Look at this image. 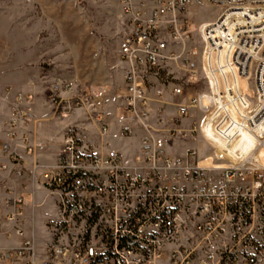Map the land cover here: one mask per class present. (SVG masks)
Returning <instances> with one entry per match:
<instances>
[{
	"label": "built area",
	"instance_id": "built-area-1",
	"mask_svg": "<svg viewBox=\"0 0 264 264\" xmlns=\"http://www.w3.org/2000/svg\"><path fill=\"white\" fill-rule=\"evenodd\" d=\"M122 3L129 30L119 43L126 63L121 102L125 118L142 135L139 150L133 156L119 152L108 139L106 114L83 95L74 104L92 109L88 114L98 126L99 143L90 144L72 127L57 159L48 162L46 143L34 140L30 128L34 94L18 93L8 111L0 103V129L7 138L0 147L7 159L0 162V176L14 167L15 178L27 175L56 197V218L46 225L49 239L42 249L21 228L25 197H6L11 211L4 220L22 242L0 246V264H264V0ZM200 3L222 7L217 20L202 29V52L188 45L189 10ZM174 67L188 72V83L204 73L213 107L206 130L203 121L184 127L192 110L207 111L204 93L189 95L188 103L169 115L167 95L181 96L183 88L147 82L151 74ZM226 70L242 80L253 76L256 102H250L247 89L234 91L219 79L212 83ZM62 91V85H52L49 98L67 118L69 109L59 110ZM211 126L227 146L246 137L245 151L218 159ZM176 136L182 143L202 138L209 155L203 157L195 146L172 145ZM25 157L33 159L30 167Z\"/></svg>",
	"mask_w": 264,
	"mask_h": 264
},
{
	"label": "rangeland",
	"instance_id": "rangeland-1",
	"mask_svg": "<svg viewBox=\"0 0 264 264\" xmlns=\"http://www.w3.org/2000/svg\"><path fill=\"white\" fill-rule=\"evenodd\" d=\"M221 13L222 7L216 5L200 3L192 7L188 17L191 33L188 45L202 52V29L207 23L215 22ZM128 30L122 0H0V103L3 110H9L10 102L18 93L30 92L35 96V121L41 119L55 124L61 136L72 127H78L85 141L98 144V126L88 114L92 109L74 104L77 97L88 95L96 109L106 114L108 139L114 147L120 148L122 137L135 138L139 130L133 121L125 118L121 102L126 63L120 60L119 43ZM188 76L185 69L174 67L167 72L151 74L147 82L168 90L180 86L188 97L204 93L202 104L207 111L192 110L184 127L200 125L203 121L202 127L206 130L213 112L209 85L202 71L197 83H188ZM218 79L229 83L234 91L237 87L247 89L250 102L257 101L252 75L242 80L226 70L217 72L212 83L219 82ZM54 84L63 87L61 95L65 100L59 110L69 109L67 118L56 113L50 101V89ZM249 105L247 101L240 110L246 112ZM170 110L167 112L172 115ZM228 110L236 114L233 107ZM212 129L211 126L217 157L231 158L237 151H245L246 137L227 146ZM174 138L172 145L195 146L203 157L209 155L210 146L200 137L186 143L178 136ZM55 204L56 197L51 195L44 206L35 209V239L47 238L46 224L56 218Z\"/></svg>",
	"mask_w": 264,
	"mask_h": 264
},
{
	"label": "crops",
	"instance_id": "crops-1",
	"mask_svg": "<svg viewBox=\"0 0 264 264\" xmlns=\"http://www.w3.org/2000/svg\"><path fill=\"white\" fill-rule=\"evenodd\" d=\"M169 101L168 109L171 111L172 115H175L178 110V105H184L188 103V96H172L167 95ZM45 120H37L31 125L32 136L36 141H42L46 143L48 149L47 153L43 156V158L48 162H53L57 159V155L61 149L62 137L59 131L57 130L55 124L51 125L50 123H46ZM57 133V134H55ZM135 138L127 139L124 138L123 143L119 144V147H115L119 152L124 153L127 156H133L138 152L140 147L139 138L142 136L137 133ZM135 135V134H134ZM7 141V138L4 134V131L0 129V147L2 143ZM32 158L25 157L26 165L30 167ZM7 162L6 157L1 154L0 151V162ZM14 167H12L13 169ZM11 171H6L4 174L0 176V196L3 198L0 204V221L2 223L0 229V246L2 247H12L18 246L22 242V238L14 233L12 230L11 224L4 220L5 215L11 211V208L5 204L6 197L9 196H21L25 197V208H24V217L21 222V228L23 229L25 236L36 238L35 232V209L38 207H42L45 205L47 197L49 195L45 190L37 185V183L30 182L29 177L26 175L24 179L15 178L14 173ZM25 184L27 189H24L23 185ZM30 193V194H28ZM50 222V221H49ZM48 222V223H49ZM47 223V224H48ZM46 224V223H45ZM46 224V225H47ZM12 230V234L8 235L7 232ZM46 235L47 238L45 240L35 239L39 247L42 249L49 237L47 234L46 227ZM20 264H26L25 262H20Z\"/></svg>",
	"mask_w": 264,
	"mask_h": 264
},
{
	"label": "bare ground",
	"instance_id": "bare-ground-1",
	"mask_svg": "<svg viewBox=\"0 0 264 264\" xmlns=\"http://www.w3.org/2000/svg\"><path fill=\"white\" fill-rule=\"evenodd\" d=\"M218 159H222V158H219V157H217ZM225 159V158H224ZM223 160V159H222Z\"/></svg>",
	"mask_w": 264,
	"mask_h": 264
}]
</instances>
